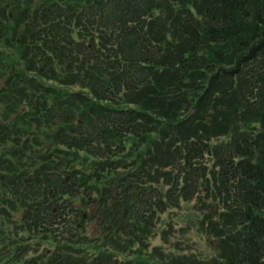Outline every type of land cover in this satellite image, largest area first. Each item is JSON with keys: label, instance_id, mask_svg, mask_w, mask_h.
Masks as SVG:
<instances>
[{"label": "trees", "instance_id": "obj_1", "mask_svg": "<svg viewBox=\"0 0 264 264\" xmlns=\"http://www.w3.org/2000/svg\"><path fill=\"white\" fill-rule=\"evenodd\" d=\"M42 129L56 141L39 155ZM5 141L18 150L0 156V180H15L22 203L48 188L72 191L85 174L72 161H86L88 177L115 180L128 213L105 202L112 193L104 186L99 206L120 225L106 245L139 239L140 223L142 231L153 208L166 206L157 192L165 179L172 207L199 185V206L213 200L199 226L208 256L192 255L195 264H264V0H0ZM134 252L140 259L124 264H152ZM60 254L51 262L85 264ZM182 258L158 264H186Z\"/></svg>", "mask_w": 264, "mask_h": 264}, {"label": "rangeland", "instance_id": "obj_2", "mask_svg": "<svg viewBox=\"0 0 264 264\" xmlns=\"http://www.w3.org/2000/svg\"><path fill=\"white\" fill-rule=\"evenodd\" d=\"M189 113L191 115L192 111ZM209 122L210 119L207 120V123ZM34 128L35 123L33 124V129ZM48 134H50V132L44 131V129H42V132H36L35 138L43 142V148L41 145H34L35 153L43 155L50 144L55 143V135L50 138ZM13 150H18V145H16V143L12 141L0 143V156L9 157L10 155L8 153ZM82 156H85L84 152ZM207 159L208 158L205 159V162H207ZM72 164L74 168L85 172V174H77V178H84L82 184L79 185L77 180L75 181L77 184L75 188L71 184H69L71 186L65 184L69 186V189H73L74 197H71L72 194L65 192L68 191L67 188L56 191L55 193L52 188H48L46 193L41 190L36 200H32V202L29 200L27 203H22L20 202L21 200H19V192L15 180L13 179L12 182L16 188L9 184L7 179L4 181L0 180V234H3V237L0 238V264H35V262H37L36 264H54L51 260L55 258V256L61 255V252L65 253V251L70 253L74 258L80 257L78 258L79 261L83 259L85 264H97L98 261L101 262L102 259L106 260L107 258H110V261H114L115 264H124L129 260L136 261V259H140V257L136 255L134 252L135 250H141L144 255L143 258L150 257V259H152V264H158L160 260L162 263L166 262V259L171 256H183L182 260L186 264H195L192 255L197 254V260H204V258L208 256L209 249L208 242L205 238L206 234L199 229V226L203 218H208V209L210 207H212V210L214 209V203L211 199L208 200L209 202H207L206 207L199 206V200L203 198L205 200L206 196V190L203 191V186L199 185L198 193L195 194L192 199H179L177 207H172L167 202L169 200L166 198V193L169 190V185L165 183L166 180L164 179L162 184H157L159 186L157 192L159 194L163 193V197H161L162 199L164 198L163 201L166 203V206L163 211H160L158 208L156 210V207H154L155 213L152 212L150 214L149 212L151 225H147V222H145L147 227L142 231H140V227L144 222L140 223L138 230L140 232L139 239L141 238V241L135 239L131 242L129 236H127L121 237L118 241V245L112 243V245L109 246L108 244L106 245V241L104 240L109 238V236L113 238L115 236H113V234L117 231V228H120V225L109 224L111 226L107 233L105 229L106 225L102 224L96 226V203L101 198L100 194L104 186H107L108 190H110L109 193H112L111 196L109 195V203L117 205V201L119 202L120 199L118 190L115 188L116 182L114 180L111 181L110 184H104L102 179L97 180L92 173L91 177H88L87 175H90L88 174L90 167L86 161H72ZM207 164H210V160ZM1 165L3 164H0V166ZM42 165L39 159L31 168L32 171L30 170V174L37 172L36 169ZM16 169L19 171L18 167H16ZM68 179L69 175H66L64 181H68ZM50 191L57 195L58 199L56 202L65 206L62 209V213L66 214V212H69L67 213L68 216L65 215V218L64 216L62 217L65 221H63V224L60 226L55 224L51 225L48 233H46V231L44 233L43 230L41 231L42 233H39L37 228L32 231L29 227L31 224L29 220H33V216L36 213L34 206L41 207L43 203L52 200ZM32 193H36V190L33 189ZM88 197L91 198L90 203L92 204L90 205L88 204ZM44 198L47 200L44 201ZM122 207H124V205H119L116 207L118 211L114 209V212H119L118 215H120V213L123 212ZM51 209L52 207L50 205L48 206V210L42 208L41 212L46 214L50 212ZM205 209L206 211L203 212ZM83 211L91 217L85 221H81L73 216L74 213H77L79 218L80 213ZM117 219L118 218H116V220ZM128 220L131 222V219L128 218ZM78 222H82L80 227L76 226ZM129 222L127 221L124 223L125 229L130 230L128 235L136 238V229L131 225L129 227ZM52 228H56L57 230L55 232H50ZM71 228L74 234H78V238L72 236V240L70 239ZM132 230L135 235H132ZM116 233L118 234V232ZM64 243L72 244L70 248H68L70 251L67 249L62 251ZM130 246L132 247L130 248ZM200 255L203 258H198ZM33 260H35V262H33ZM167 261L170 262V260ZM198 263L199 261L196 262V264Z\"/></svg>", "mask_w": 264, "mask_h": 264}, {"label": "flooded vegetation", "instance_id": "obj_3", "mask_svg": "<svg viewBox=\"0 0 264 264\" xmlns=\"http://www.w3.org/2000/svg\"><path fill=\"white\" fill-rule=\"evenodd\" d=\"M70 189H72V188H70ZM65 192L68 193V194H72L71 197H74L75 196L74 193H73V189H72V191H69L68 190V191H65ZM77 192H78V190H77ZM50 194L52 196V200H48L47 202L43 203L41 205V207L40 206H34V210L36 211V213L33 216V220H31V219L29 220V223L31 222L30 226L32 228V231L34 230V228H37V230H38L39 233H42L41 232L42 230H43L44 233H45V231H46V233H48L49 228L51 227V224L52 223H54L55 225H59L60 226L61 224H63V221H65L64 220V218L66 217L65 215L68 216L67 213H69V212H66V214L65 213L63 214L62 213V209L65 206H63L62 204H59L58 202H56V200L58 199L57 198V195L53 194L51 191H50ZM46 200L47 199L44 198V201H46ZM87 200L89 201V203H88L89 205L92 204V203H90L91 202V198L90 197H88ZM97 203H96L97 215H96V224L95 225L96 226H100V225L103 224V225H106L105 226V229H107V225L110 224V222L107 221V220L108 219L115 220V215L110 214V212H105L103 207H100L99 206V208H98L99 201ZM109 204H111V208L116 209L117 211H118V209L116 207H118L119 205H121L120 201L119 202L117 201V205L115 204L116 206L114 205V203H109ZM50 205L52 207V209L50 211L51 213H59V212L62 213V215L59 214L58 217L55 219V221H52V222L49 219L50 218L49 217L50 216V212H47L46 214H44V213L41 212V209L42 208H44V210H48V206H50ZM122 211H121L122 213H120V214L122 216H125L127 214V212H128L127 207L126 206L122 207ZM92 213H94V212H92ZM39 214H40V216H39ZM63 216H64V218L62 219ZM73 216L75 218H77L78 220H81V221H85L89 217H91L90 215H88L84 211L80 213V217L79 218H78L79 215L77 213H74ZM48 219H49V221H48ZM76 224H77L76 225L77 227H80L81 224H82V222H78ZM33 262H35V260H33ZM11 263H13V262H11ZM36 263L37 262H35V264ZM102 263H100V264H102ZM97 264H99V263H97Z\"/></svg>", "mask_w": 264, "mask_h": 264}, {"label": "water", "instance_id": "obj_4", "mask_svg": "<svg viewBox=\"0 0 264 264\" xmlns=\"http://www.w3.org/2000/svg\"><path fill=\"white\" fill-rule=\"evenodd\" d=\"M13 10H14V8H11V11H10V13H9V15H10L11 17H12V11H13ZM83 180H84V178H80L79 182L82 183ZM136 193H137L136 191L133 192L131 203L134 202V197H135Z\"/></svg>", "mask_w": 264, "mask_h": 264}]
</instances>
